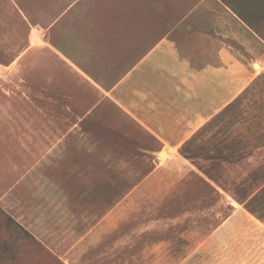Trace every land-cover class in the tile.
I'll use <instances>...</instances> for the list:
<instances>
[{"label":"crops","instance_id":"0c3cea01","mask_svg":"<svg viewBox=\"0 0 264 264\" xmlns=\"http://www.w3.org/2000/svg\"><path fill=\"white\" fill-rule=\"evenodd\" d=\"M60 3L82 6L83 68L68 55L65 63L86 73L89 61L113 72L108 86L98 83L100 97L84 118L114 108L135 126L122 132L131 134L132 147L152 168L123 199L117 142H107L100 126L75 124L74 110L62 108L56 89L43 88L42 79L24 78L26 92L17 104L0 94V208L63 264H264L261 220L225 219L206 223L204 235L173 238L140 235L148 227H169L163 218L138 224L139 213L166 211L154 199L143 204L144 197H166L197 176L182 147L254 81L257 73L239 48L258 36L222 0ZM90 6H97L94 16ZM46 33L35 24L27 48L61 53ZM180 241L181 251H171Z\"/></svg>","mask_w":264,"mask_h":264},{"label":"rangeland","instance_id":"374dc122","mask_svg":"<svg viewBox=\"0 0 264 264\" xmlns=\"http://www.w3.org/2000/svg\"><path fill=\"white\" fill-rule=\"evenodd\" d=\"M56 1L0 0V94H10V101L17 104L27 88L23 79L40 78L43 88L56 89L62 108L74 110L75 124L100 126L104 130L101 136L111 144L117 142L120 147L124 199L152 165L145 163L142 152L132 147L131 134L122 132L125 128L135 131V126L114 108L108 107L99 116L95 112L84 118L87 107L100 97L98 83L108 86L113 72L108 67H94L97 63L92 65L89 61L84 68L86 73L83 72L82 6L69 7ZM222 1L261 30L258 34L251 28L259 38L254 36L248 48H239L248 55L257 76L233 104L182 147V152L191 158L197 176L179 184L166 197L142 199L143 204L154 203L151 202L154 199L155 204L158 202L166 211L139 213V226H151L153 221L162 218L169 223V227L164 224L162 230L143 229L142 236L173 238L193 232L204 235L210 230L209 225L205 228L206 223L214 225L225 219L264 222V0ZM89 11L94 16L97 6H90ZM52 22L54 25L50 27ZM37 23L47 29L45 39L61 47V53L51 48H27L31 42L29 33ZM93 38L94 48H97V38ZM66 55L81 68L72 70L65 63ZM94 57L97 59L98 54ZM102 58L104 65L105 58ZM67 95L71 96V101H66ZM116 127L120 132L114 131ZM97 137V133H90L91 140ZM131 175L134 178L130 179ZM242 179L246 181L244 186L238 181ZM194 221L201 222L202 227L184 228L188 227L185 223ZM18 239L21 243H17ZM33 241L31 235L0 208V264H63L46 246ZM170 248L175 253L181 251V241L171 244Z\"/></svg>","mask_w":264,"mask_h":264},{"label":"trees","instance_id":"16d2710c","mask_svg":"<svg viewBox=\"0 0 264 264\" xmlns=\"http://www.w3.org/2000/svg\"><path fill=\"white\" fill-rule=\"evenodd\" d=\"M244 22L249 25L250 28L254 29L256 33L261 34V30L258 28L257 24H253L252 22H250L249 20L244 18ZM184 153V152H183ZM186 155V154H185ZM187 157H189L188 155H186ZM252 178V177H251ZM251 180V179H250ZM240 182V184H242L244 186V184L246 183V181L244 179L242 180H238Z\"/></svg>","mask_w":264,"mask_h":264}]
</instances>
